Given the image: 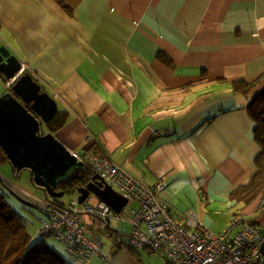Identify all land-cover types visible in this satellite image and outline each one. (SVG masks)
Listing matches in <instances>:
<instances>
[{"label":"crops","instance_id":"crops-1","mask_svg":"<svg viewBox=\"0 0 264 264\" xmlns=\"http://www.w3.org/2000/svg\"><path fill=\"white\" fill-rule=\"evenodd\" d=\"M1 46L55 100L50 133L67 150L163 182L159 199L184 222L191 211L222 233L242 214L264 229L261 193L233 196L259 153L251 97L233 83L262 86L264 0H0ZM95 220L84 217L88 235ZM114 240L112 261L138 264Z\"/></svg>","mask_w":264,"mask_h":264},{"label":"built area","instance_id":"built-area-1","mask_svg":"<svg viewBox=\"0 0 264 264\" xmlns=\"http://www.w3.org/2000/svg\"><path fill=\"white\" fill-rule=\"evenodd\" d=\"M25 71L27 65L20 62L19 71L6 86ZM70 153L126 201L119 212L99 200L91 204L87 198L80 204L77 196L68 204L52 200L42 204L38 234L60 242L74 264H90L95 257H100L103 264H111L109 256L102 253V231L95 228L97 235H88L84 216L100 220L107 230L111 220L129 224L126 243L133 249H147L164 258L165 264H262L264 229L246 216L234 215L222 233L207 231L191 211L186 214L187 222L172 214L159 199L165 187L163 182L145 187L101 154ZM261 196L263 202L264 191ZM113 233L117 237L123 235L120 231Z\"/></svg>","mask_w":264,"mask_h":264},{"label":"water","instance_id":"water-1","mask_svg":"<svg viewBox=\"0 0 264 264\" xmlns=\"http://www.w3.org/2000/svg\"><path fill=\"white\" fill-rule=\"evenodd\" d=\"M20 61L10 50L0 47V74L10 81L19 71ZM0 97V149L17 173L27 170L32 184L40 189L45 200L60 198L62 192L55 189L74 173L86 170V166L64 147L55 136L43 132L57 113V104L29 73H23ZM26 105H29L26 107ZM81 204L90 195L109 205L115 212L126 201L100 178L91 177L85 186L76 189Z\"/></svg>","mask_w":264,"mask_h":264},{"label":"trees","instance_id":"trees-1","mask_svg":"<svg viewBox=\"0 0 264 264\" xmlns=\"http://www.w3.org/2000/svg\"><path fill=\"white\" fill-rule=\"evenodd\" d=\"M160 59L168 66L173 65L172 62L163 59L162 56H160ZM25 73L29 72L25 71ZM255 82L239 81L233 83L234 90L251 94L245 109L253 122V139L259 148V153L254 159V174L247 184L240 186L233 192V196L242 200L244 205L252 202L264 191V79L262 86L257 90L253 89ZM54 124V119L47 124L49 132L54 131ZM0 163H9L2 149H0ZM16 175L18 173H14V176ZM91 177L94 176L87 168L84 171L74 173L69 179L61 182L55 190L62 192L63 195L76 194V189L85 186ZM51 200L61 205L55 199ZM94 223H97L100 227L102 225L98 219ZM102 234L104 233L102 232ZM108 235L121 238L114 233ZM122 244L127 250L133 251V248L126 242ZM114 245L118 246L116 243ZM0 264H69L57 252L45 246L42 238L35 242L31 241V236L27 232L22 219L4 203L2 195H0Z\"/></svg>","mask_w":264,"mask_h":264},{"label":"rangeland","instance_id":"rangeland-1","mask_svg":"<svg viewBox=\"0 0 264 264\" xmlns=\"http://www.w3.org/2000/svg\"><path fill=\"white\" fill-rule=\"evenodd\" d=\"M11 52V51H10ZM12 54V52H11ZM6 78L3 75H0V97L2 94L8 92V88L5 83ZM246 97L247 99L251 97L250 93L240 95ZM52 121V120H51ZM50 121V122H51ZM49 124V123H48ZM48 126L43 125V131L48 133ZM48 131V132H47ZM54 135V134H53ZM18 175L14 176L12 172V167L9 163H0V195H2L4 203L22 219L25 224L27 232L31 236V241L35 242L38 239L42 238V241L45 246L49 249H53L57 252L62 258H64L69 264H74L73 261L68 257L65 253L64 246L49 236H41L37 233L41 222L39 220L41 216V206L45 200L43 192L34 187L31 182L30 173L27 170H22L17 172ZM27 194L30 198H24L20 195V192ZM24 196V195H23ZM76 194H65L60 198H55L57 202L61 204H68L71 199H73ZM89 203L94 204L97 202L95 196L90 195ZM132 207L135 205L131 204ZM86 219L88 216H84ZM110 230H107L103 225H101L100 229L103 234V246L102 253L104 255L109 256L111 260V264H115L112 261V253L114 252L111 249L113 242L115 241L113 236H109L108 234H112L115 231H120L123 233L121 240L126 242V235L130 230V225L127 223H121L114 220L110 221L109 225ZM109 231V232H108ZM97 235V233L93 234ZM90 235V236H93ZM131 255L136 257V261L138 264H165V259L158 257L156 254L150 252L147 249L136 248L133 249ZM90 264H103L100 257H95L92 259Z\"/></svg>","mask_w":264,"mask_h":264},{"label":"flooded vegetation","instance_id":"flooded-vegetation-1","mask_svg":"<svg viewBox=\"0 0 264 264\" xmlns=\"http://www.w3.org/2000/svg\"><path fill=\"white\" fill-rule=\"evenodd\" d=\"M27 107L29 106V105H26ZM44 132V131H43Z\"/></svg>","mask_w":264,"mask_h":264}]
</instances>
